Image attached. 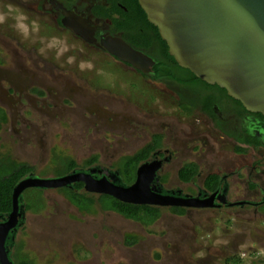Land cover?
Here are the masks:
<instances>
[{
	"label": "rangeland",
	"instance_id": "rangeland-1",
	"mask_svg": "<svg viewBox=\"0 0 264 264\" xmlns=\"http://www.w3.org/2000/svg\"><path fill=\"white\" fill-rule=\"evenodd\" d=\"M36 2L0 0V39L10 37L9 30L16 31L18 48L26 58L23 67L33 71L22 74L18 62L12 60L16 49H2L0 107L5 109L8 122L0 128V157L8 154L19 163H28L39 178H55L63 168L59 162L52 164L51 150L80 166L97 155L94 167L115 172L114 163L148 143L157 128L165 134V150L174 156L162 171L169 177L166 188L196 195L202 183L181 185L177 171L181 164L205 154L200 145L174 136L170 128L176 122L187 126L193 122L189 119L197 121L201 116L182 115L171 88L144 78L102 49L52 30V26L50 29L52 17L37 11ZM51 75L65 81L62 98L51 99ZM29 81L34 88L49 93L46 106L39 103L37 109L25 111V118L33 119L31 124L18 119L21 111L18 114L13 103L17 97L10 96L25 92ZM50 101H68L69 119L60 124L51 122L54 109ZM55 110L59 119L68 118ZM223 149L232 151L224 145ZM252 160L251 155L242 156L238 167ZM202 168L206 174L208 169L205 165ZM162 181L165 183L166 177ZM32 193L25 191L23 203L34 204L42 213L30 215L18 236L23 243L20 248L37 264H264V216H255L252 207L196 209L184 216L164 207L162 217L144 227L114 212L82 215L58 189ZM132 234L141 237V242L130 249L124 240ZM15 246L10 255L14 262ZM18 257L25 259L22 253Z\"/></svg>",
	"mask_w": 264,
	"mask_h": 264
},
{
	"label": "flooded vegetation",
	"instance_id": "flooded-vegetation-1",
	"mask_svg": "<svg viewBox=\"0 0 264 264\" xmlns=\"http://www.w3.org/2000/svg\"><path fill=\"white\" fill-rule=\"evenodd\" d=\"M110 7L111 5L110 3H108V0H37L36 2L37 11L40 10L46 11V13L52 17L53 25H50V29L52 26V30H56L57 32L64 31L87 43L83 38L79 36H75L70 30H67V28H65L64 25L62 24V21L66 17L65 11H67L69 12L68 14L69 19L67 20L71 24L72 21L74 22L78 21L80 25H83L81 29L79 28L75 29V26L72 25V27L70 26L71 29L78 32L80 36H83L87 40H91L90 35L93 34V37L96 39L94 44H90V43L87 44L96 47L98 49H102L106 52L107 50H106L105 42L108 41L106 39L110 37H122L124 39L122 32L115 31V29H113L114 28L113 21L119 19V14L111 13ZM117 7L119 9L125 10L126 12L128 10L127 7L124 6V4L120 1L117 2ZM104 14H106V16L110 14V18L104 17ZM8 32L10 37H6L5 35V37L0 39V55H1L0 57L3 56L2 49H4L7 52L16 49L15 54H12L13 55L12 60L18 62L17 65L18 67L21 68L22 74L32 73L33 71L27 72L29 70L23 67L26 58H24L25 57L24 53L20 51L18 48V45L20 44L19 42L20 38L18 33L13 30H9ZM125 42L127 41L125 40ZM127 43L131 45L129 42ZM155 49L156 47L152 45L149 50L150 52H146L142 49H137V50L144 52L157 63L154 56L151 55V53H153L152 51ZM112 58L117 62H120L115 57L112 56ZM0 62L2 61L0 60ZM120 63L130 69L135 70L129 65H126L122 62ZM141 74L144 78L150 79L153 83L160 84V86L164 87L165 89L171 88L174 91L172 93H174V95L177 96L176 100H178V105L182 111V115L188 117H192L195 115L199 117L201 116L200 118L201 120L196 121V119H189L190 121L193 122L191 124H188L187 126L176 122L174 125H171L172 128H170V133L173 134L174 136L188 138L189 141H191L192 143L194 142L195 145L197 144L200 145V149L202 150V153L205 154L201 158L199 156L197 157L196 160L188 161L186 163L181 164L179 171L189 164H193L198 168L197 175L190 182H184L181 179H179L180 172L177 171L178 172L177 181L179 184L188 186L192 184L195 185L198 182H201L202 186L200 190L197 192L196 195L193 194L191 195V194H184L183 191L180 189L172 190L166 188L169 183V177L162 174V171L164 170V167L167 163L172 162L174 156L170 151L165 150V138H166L164 136L165 134L164 132L158 131L157 128H154L155 131L154 133H152V135H150L148 143L144 144L135 153L122 156L117 160V162L114 163L113 167L116 170L115 172L109 171L106 173L104 172V170L99 169L98 167H94L96 164H98V162L92 166L85 167V163L90 159L87 160L83 164V166H80L78 164L79 167L74 171H78V172L94 171L92 174L97 179H100L104 176L110 179L111 177L116 176L117 178H119V183L123 185H127L124 183L122 177L120 176V173H118L120 164L125 161L124 160L125 158L133 157L137 155L139 152L143 151L149 144L153 142L156 136H160L161 146L155 152H153L150 158L147 161L143 162V164L147 162H154V163L158 161L161 162V167L160 170L158 171V178L160 179V184L165 192L170 194L174 193L181 197L190 196V197H200L203 200L212 199L215 207H212L210 209H214V210H222L223 208L252 207L254 208V211L252 213L255 216H264V120L258 117L257 116L258 114H253L248 112L243 105L242 106L239 105L236 102V100L232 99L228 95L227 92H226L227 94H225L222 90L214 88V86L212 85H211L212 88L198 89L195 86L193 87V86L183 85L167 78L154 79L155 78L154 71H152L149 74H143V73ZM29 82L30 83L25 86L26 87L25 92L13 93L10 96L12 97L13 95H15L17 97V100L13 103L15 104L14 106L15 110H18V114H20L21 111V115L20 117H18V119L21 120L22 122L31 124L33 119L31 120L25 118L27 109L29 107H31V109H37L35 108V106H37L39 103L41 105L46 106L47 103L44 101H46L45 99L47 98L49 93L47 94V92H44L41 89L34 88V86H32V82L31 81ZM65 85H66L65 81L53 78V75H51V90H49L51 91V99H56L55 97L62 98L63 93L66 91ZM213 101H214V104L212 106L213 113H209L205 110V106L207 105L206 102H213ZM50 102L53 105L51 109H54L53 111H51V122L56 121L60 124L62 120L69 119L70 117L69 114L72 112L70 111L71 107L70 106L67 107L69 105L68 101L67 102L50 101ZM0 109L4 111V115L6 118V120L4 121L0 120V128H1L7 124L8 115L4 108L0 107ZM55 109L63 111L65 113L63 115H65V117L67 116L68 118L59 119L58 118L59 114L56 113ZM199 124L202 125L203 127L201 126L198 127ZM189 145L190 144H187L188 148ZM223 145L227 147H231L232 151H224ZM184 146L186 147V145ZM238 150H244V152L238 153ZM51 155H52L53 165L57 162L60 163L62 159L69 158L63 155L61 152L58 153L57 150H53V151L51 150ZM249 155H251V158L253 159L251 163L247 166L238 167L239 158L242 156L247 157ZM3 156L7 158H11L8 154H4L1 157ZM94 157H98V156L95 155L92 158ZM12 160L15 161L14 159ZM143 164L141 163V165ZM141 165H139V167ZM204 165L208 169L206 174L202 172L203 171L202 167ZM33 174L34 172L28 174L26 178L31 176L34 177L35 175ZM214 175H217L219 177V185L216 190L211 191L207 187V183L210 181V177ZM162 177H166L165 183H163ZM76 184H74L71 187L57 188V189L58 191L63 192L65 195L64 189H75ZM82 184L84 185V183ZM153 188H156L158 191L160 190L155 182H153ZM42 190H46V189L30 188L27 189L26 191L27 193H32L33 191H42ZM83 190H85V185ZM24 193L25 192H23L21 197L22 200H21V208L19 210L20 211L19 223L17 226L16 234L14 236L15 239L13 242H11L12 239L10 235L6 246L7 250L10 252V255L15 245L16 248L22 247L21 246L23 245L22 240L19 241V236H18L19 230L20 229L24 230V226H26L27 222L29 223L30 221L29 220L30 215L31 216L35 214L40 215L42 213L41 211H37L38 209L35 207L34 204L25 206V204L23 203ZM80 193H85V192L80 191ZM86 193L88 194L87 191ZM100 196L102 195H99V197ZM65 197L67 196L65 195ZM70 203L74 207H76L77 210L79 209L71 201ZM163 208L164 207H162V209ZM168 208H170L169 210L173 212L172 209L179 207H168ZM179 209H183L185 213L181 215L173 212L177 216L188 215L190 211L196 209L203 210L209 208L180 207ZM78 211L82 215H88L82 213L80 210ZM107 211H101V212H107ZM108 212H114V211H108ZM114 213L119 214L117 212ZM119 215L124 217L121 214ZM124 218L127 219L126 217ZM6 220L7 217L5 216L0 219V223L5 222ZM132 238H138L137 242H135V244L128 245L127 244L128 240L131 241ZM140 242H141V237L132 234V235H127L125 237L124 245L127 248L133 249ZM19 253L24 254L25 259L29 262V264H37L36 259L31 257L30 254L25 253V251H23L21 248ZM13 263L16 264L14 261Z\"/></svg>",
	"mask_w": 264,
	"mask_h": 264
},
{
	"label": "water",
	"instance_id": "water-1",
	"mask_svg": "<svg viewBox=\"0 0 264 264\" xmlns=\"http://www.w3.org/2000/svg\"><path fill=\"white\" fill-rule=\"evenodd\" d=\"M139 4L146 13L148 21L158 28L176 64L189 70L208 85L225 89L228 95L239 101L248 112L264 116V0H139ZM68 14L69 12L65 11L66 17L62 21L64 27L75 36L83 38L87 43L94 44L96 39L93 34L90 35L91 40H87L67 26L65 21L69 19ZM72 25L75 29L83 26L78 21H72ZM106 40L123 46L135 57L138 56L145 60L147 65L146 69L141 68L115 51L106 48L107 52L120 62L143 74L153 71L156 62L144 52L133 48L122 37H110ZM153 163L147 162L138 168L137 179L132 185L119 183V178L116 176L111 177V180L106 176L100 178V181H104L103 185L119 189L120 195L108 190L90 189L88 182L80 178L71 179L77 175L93 176L94 171H73L66 176L48 179L28 177L19 182L13 191L12 212L7 215L0 213V219L5 216L10 219L16 212V191L24 182L32 180L40 184L27 185L22 191L25 192L30 188H67L76 183H84L88 193L109 195L126 204L179 208L215 207L212 199L181 197L165 192L158 178L160 161L154 171V179L152 178L160 190L156 192L145 190L140 184V172L145 166ZM160 197L180 198L199 204L161 203L156 201ZM152 198L154 200H151ZM17 226L18 224L15 229H11V233V230L7 232L11 234V242L15 239ZM6 258L9 264H14L9 251H7ZM0 264H3L1 256Z\"/></svg>",
	"mask_w": 264,
	"mask_h": 264
},
{
	"label": "trees",
	"instance_id": "trees-1",
	"mask_svg": "<svg viewBox=\"0 0 264 264\" xmlns=\"http://www.w3.org/2000/svg\"><path fill=\"white\" fill-rule=\"evenodd\" d=\"M120 1L127 7L125 10L117 7V2ZM110 3L111 13L119 14V19L113 21V29L123 33L124 39L129 42L134 48L142 49L146 52H150L152 45L156 47L151 55L154 56L157 63L153 71L155 73L154 79H171L187 86H195L198 89L212 88L211 85L203 82L192 74L189 70L181 68L176 64V60L169 53V47L167 43L161 38L158 28L148 21L147 15L139 4V0H108ZM104 17L110 18V14ZM214 88L222 90L225 94L226 90L218 86ZM239 105L242 104L236 101ZM205 110L209 113L212 112L213 102H206ZM262 120L264 116L257 115ZM0 120H6L4 111L0 109ZM161 146V137L156 136L151 144H149L143 151L139 152L133 157L125 158L124 162L120 164L119 172L123 181L127 185H132L137 178V170L139 165L147 161L153 152H155ZM240 152H244L241 150ZM98 157H94L85 163V167H89L98 162ZM63 168L59 170L56 177L66 176L76 170L79 165L72 158L62 159L60 162ZM34 167L13 161L11 158L0 157V213L9 214L13 210V191L17 184L21 182L28 174L33 173ZM198 168L189 164L186 165L179 172V178L184 182H190L196 175ZM219 185V177L217 175L211 176L210 181L207 183L209 190L214 191ZM84 185L82 183L76 184L75 189H64L67 198L77 206L82 213L96 214L101 211H114L127 219L133 220L145 227H150L155 224L162 216L163 209L154 206H139L133 204L123 203L112 196L102 195L100 197L88 195L86 193H80L83 191ZM174 213L184 214L183 209L174 208ZM130 240V238H129ZM127 242L128 245L135 244L138 238H132ZM14 260L16 264H29L26 259L19 260L20 247L16 248ZM17 259V260H16ZM235 262H241L238 259H233Z\"/></svg>",
	"mask_w": 264,
	"mask_h": 264
},
{
	"label": "bare ground",
	"instance_id": "bare-ground-1",
	"mask_svg": "<svg viewBox=\"0 0 264 264\" xmlns=\"http://www.w3.org/2000/svg\"><path fill=\"white\" fill-rule=\"evenodd\" d=\"M67 26H71L72 24L66 20ZM81 29V28H80ZM105 46L107 49L111 51H115L116 53L120 54L123 56L125 59L130 60L135 63V65L146 69V63L145 60L141 59L140 57H135L133 53L129 52L126 50L123 46L118 45L114 43L113 41H106ZM159 166V163L156 162L154 164H149L143 168V170L140 172L141 173V185L145 190L156 192L158 191L156 188H153V177L156 171V168ZM83 179L88 182V186L90 189H102V190H108L111 191L117 195L121 194V191L118 189H112L111 186H105L104 181H100V179L95 178L92 175H77L75 177H72L71 179ZM153 178V179H152ZM30 184H40L39 182L32 180V181H26L24 182L16 191V212L10 217V219L7 218V220L3 223H0V256L3 264H9L7 262L6 254H7V242L10 237V233L12 232L11 229H15L16 224H18L19 221V215H20V208H21V197L27 185ZM47 184V183H45ZM49 184V183H48ZM151 200H154L152 198ZM156 201L161 202V203H170V204H179V205H194V204H199L195 201H186L180 198H170V197H165L162 198L160 197L159 199H156ZM10 231L9 234L7 232Z\"/></svg>",
	"mask_w": 264,
	"mask_h": 264
},
{
	"label": "crops",
	"instance_id": "crops-1",
	"mask_svg": "<svg viewBox=\"0 0 264 264\" xmlns=\"http://www.w3.org/2000/svg\"><path fill=\"white\" fill-rule=\"evenodd\" d=\"M241 150H238V153H242V152H240ZM180 179V178H179ZM184 186H186V185H184Z\"/></svg>",
	"mask_w": 264,
	"mask_h": 264
},
{
	"label": "clouds",
	"instance_id": "clouds-1",
	"mask_svg": "<svg viewBox=\"0 0 264 264\" xmlns=\"http://www.w3.org/2000/svg\"><path fill=\"white\" fill-rule=\"evenodd\" d=\"M0 19H2V17H0Z\"/></svg>",
	"mask_w": 264,
	"mask_h": 264
}]
</instances>
